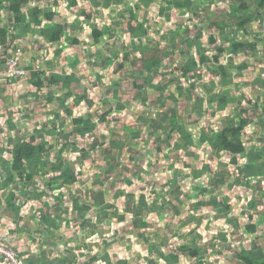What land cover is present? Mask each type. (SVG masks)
Instances as JSON below:
<instances>
[{"label":"rangeland","instance_id":"1","mask_svg":"<svg viewBox=\"0 0 264 264\" xmlns=\"http://www.w3.org/2000/svg\"><path fill=\"white\" fill-rule=\"evenodd\" d=\"M79 2H84L88 3L90 6H95L94 0H78ZM101 4L95 8H91V10L94 12L93 13V19H92V24H95L102 30L103 35L100 40H92L84 36L82 33L79 35L80 37H84V39H81V44L79 46H70L67 51H66V58L64 61V58L61 57L62 60H60V63H53L54 65L49 64L46 67H43V62L42 58L38 57L37 62H40V67H35L37 69H41L42 74H47L55 71V72H77L79 76L85 77L88 81L86 84L82 87L77 86V96H82V99L76 98L75 100L70 99L71 101H76L77 104L74 105H69L73 111L75 112V115H80V114H85L88 111L89 107L93 110L90 112L91 114H94L96 109H100L101 106L103 105V100L104 99H109L110 103L112 106H115V97H114V91L117 89L118 93L116 94V98L121 101L120 105H122L121 111L117 110L118 112L115 111L114 114L111 115L113 120H116L115 122L111 121L112 123L115 124V136L119 133H123L125 131L131 132L132 137L138 138L136 141H133V148L131 147H126L122 148V150L119 153V150L117 151L116 149V160L109 165L107 162L105 163L104 158L99 157L100 152L99 149L96 147L95 149H92V142L98 141L103 146H107V139L109 138V132L111 126L109 124H103L100 126V128L104 132V137L99 138L97 132H93L90 134H85V135H75V134H68V131L71 132V128H68L66 130L67 133H62L61 128L57 129L58 131H55L53 128L54 124H58L57 121L53 120V113H56L57 108L54 105L51 104H45L42 105V102L40 100H35V101H30L31 97H29L27 94V91H23L20 94L21 100L24 101V103L28 104V107H33V105L39 107L41 109L44 108L43 112H46L50 114V124H44L42 123L41 126L46 125V130L49 131L50 135H60V139L62 137H69L70 141L75 142L77 145L76 147L81 149V151L78 152H70V149L68 152H65V159L68 161L71 159L70 157H73L75 154L78 156V169H80L79 174L81 172L84 173L83 178L85 179L83 182L78 183L75 187L76 188H81L83 191L85 190V194L89 199V206L90 208L92 207H97L98 210H100L103 207L104 201H109L112 203V200L107 197L106 199V188L109 186L115 185L116 182L120 183L121 178H119L118 175L116 174H111V175H106L105 173L102 172L107 167H111L113 170L120 169L121 167H126L129 171L132 173L138 172L140 176L139 181V188L141 190L146 191V195L148 196V199L151 201V199L154 197L153 196V188L156 190H159L160 193H163L162 187H164V183L168 182L170 183L171 186H173V181H172V174H176L175 171L169 170L166 168L167 163H173L176 164V168H179V171H182L183 169H189L188 166L189 164H193V160L197 161L198 159L204 158V161L206 162L207 159H211V154L204 153L203 155H200L198 159H195L194 155H189V156H184V151H187L188 146H190L191 150L194 152L197 144L192 142L190 138L188 137L189 135L187 134V131L184 129H181L179 134L176 135L175 133L172 135L173 140L175 141L176 139L178 140L177 142H173V144L170 146V143L167 142L166 146L165 144H161L158 135L164 132V127H163V122H159V115L157 114L156 120H154L155 114L160 112V111H165L168 112L167 114L169 116H174V110L172 109V100H170V92L173 91L174 88L171 86H175L176 83L173 82H185V84H188V81L186 78H183L181 75V71L177 69H173L172 65L174 63L182 64L184 63V55L189 52V50L184 51L181 45H178L173 48V52L170 54H167L166 49L159 48V51H157L156 55L159 54L161 57V63L162 66L159 68V71L163 72L165 76L163 81H167L169 85H166L167 88L164 90L163 95L167 96V99L165 102L163 100L160 101V103L164 104V107H158V102L155 103L154 100V91L153 90H148L149 93L145 97V93L142 92L139 95V100L136 102L135 99H132L131 96L135 95L136 93V88L134 87V79L136 76H139L142 78L146 73L143 70H140V68H136L137 66L141 65V58L139 56V53L137 55L133 54L131 55L128 60H125L126 66L124 69H122L119 73L114 72V68L121 63L124 60L125 55H127L125 52V48L129 45V41L132 39L135 40L137 43H146V45L149 47V50L144 53L145 57L150 56L151 50L157 46L156 42L159 40V37L161 34H164L166 31L169 34L170 32L178 34V38H184L183 36H188L189 37V47L192 50L193 53V40H198L204 41L208 40V34L209 32L215 33V37L220 39H230L233 36L236 38L240 39L242 42L243 40H246L245 42H249L246 44L242 51L236 55H224L223 53H219L215 46L217 44H207L205 43V50L209 51L210 56L217 55L218 56V64H222L225 72H228L230 74L234 73V70H236L237 64L241 63L242 61L248 62V67H247V75H249V78L246 77V84L243 86H238V87H233V84L231 83L230 85L226 84V86L223 88V93L222 89L218 92L216 96L219 98L223 97V94L226 92H230L228 95L229 100H231V97L235 95V99L232 100L231 104H229L225 110V115L224 116H218L214 114H211L210 110H207V112H204L202 115L197 116L199 118L198 123L201 125H204V129H208L213 131V136H216L219 129L222 128L223 126H230L235 123V115H233L237 111V107L239 108H246L248 105V100L253 99V93L251 92V87L257 89V96L254 98L257 99V105L258 109L255 110V120L258 122V131L261 132V134H264V124L262 125L260 123V119H264V87L260 85V81L257 83L253 82V72L259 76L258 79L264 80V77H260L261 75V67H259L263 61H261L260 58V52L258 50L261 48L262 44L264 43V22L263 25H257V23H252V29L248 30L247 33H243L242 35L239 34L238 32L236 33L235 30L236 25H235V20L230 19L227 15L228 9H225L226 6L224 3L227 2V0H208L209 8L205 9L202 4H197V11L192 12L184 7L181 6V8L178 10L176 8L172 9L171 3H163L161 5L162 1L156 0L150 8L147 9H140L136 13L138 15V20L143 22L144 20L147 21L144 24L147 25V35H145L144 31H136L132 29L130 26L131 24L133 25L134 22H132L129 18V16H126V12H124V16L126 17H119L120 15V8L123 7V4H112L110 6H103V0H99ZM127 2H130V0H126ZM243 1V0H241ZM36 2L42 3L43 9H50V10H55V21L56 22H64L66 23L67 27V34L71 35H76L78 36L79 32H77V28H73L77 23L79 19V13L76 14L77 6H68V0H27V7H33L35 6L34 4ZM29 5V6H28ZM171 8V10H166ZM159 8L161 11L159 12ZM90 9H86V13H88ZM193 13L196 18H193L192 15L188 16V13ZM8 11L5 9L3 12V15L1 14V23L3 22L5 25L10 27L12 23L10 22V18H8ZM207 16V20L203 22L204 17ZM3 17V19H2ZM264 17V15H263ZM152 19V20H151ZM151 20V21H150ZM119 21L121 24H116V22ZM211 21L214 23L219 22L218 24H221L223 27H216L213 25L215 29L209 30V26L211 25ZM87 22V21H86ZM254 24V25H253ZM80 24H78L79 26ZM129 25V29H127ZM86 28H88V24H84ZM253 26L254 30L259 36V43L258 47H256V51H253V41L256 39L253 38ZM12 27V26H11ZM10 27V28H11ZM15 29L18 30V26H15ZM110 29L114 31L113 35H111ZM198 31H200V35L198 34ZM120 36V37H119ZM249 39V41H248ZM163 43H166L164 40L162 41ZM169 45L168 43H166ZM25 46V45H24ZM24 46L21 45L20 41L17 43V45H13L12 47H20V52H18V49L16 48L15 50L13 49L12 52L19 54V57L17 55H12V53L9 51L8 57L5 54V67L9 61L10 58H17L19 61V65H25V64H30L29 60H27L25 55H28L27 52L25 53L26 50H24ZM9 48V47H8ZM7 48V49H8ZM253 53L255 54L253 57ZM167 54V55H166ZM190 54V53H189ZM49 55V54H48ZM47 54L45 55L44 58H47ZM72 56H75V59L78 57V63L75 64L72 67H69L67 64L70 62ZM77 56V57H76ZM37 57V56H36ZM55 59V58H54ZM50 60V59H48ZM36 61V59H35ZM45 61V60H43ZM50 62V61H49ZM53 62V61H51ZM137 65V66H136ZM264 66V65H263ZM35 68H32L29 70V74L31 75L33 70ZM43 68V69H42ZM72 68L73 71H71ZM135 68V72L133 69ZM127 69H129L127 71ZM210 70V63L207 62L204 64L198 71H193V73L190 74V82H193L195 80L196 84L200 83V85H206V88L209 90L213 89L211 91L216 92L220 86V82H218V77H214L209 71L206 72V70ZM201 76H200V75ZM96 75H100V82L99 80H96ZM255 77V76H254ZM6 78V77H5ZM24 78V77H22ZM116 78L117 83L114 82V79ZM240 77H237L235 81H242V79H238ZM4 79V78H3ZM160 79V75L157 76L155 75L153 82H157ZM238 79V80H237ZM215 81V82H214ZM217 82V83H216ZM264 82V81H261ZM258 86L261 88L259 89ZM187 87V86H184ZM172 88V89H171ZM50 90L52 89H58L57 87H53V85L49 88ZM231 89V90H230ZM48 90V89H47ZM45 92V90H44ZM19 94V93H18ZM196 97V96H195ZM258 97V98H257ZM145 101V102H144ZM108 102V100H107ZM186 102V99L182 101V103ZM143 103V104H142ZM246 104V105H245ZM91 105V106H90ZM209 108L214 109L215 108V103L209 104ZM30 109V110H31ZM24 110V109H23ZM29 112V111H28ZM192 117L196 119V115L194 112L191 113ZM63 116V114H62ZM172 116V117H173ZM184 116L181 118H174L173 121L178 122V121H183ZM64 117V116H63ZM21 119V117H20ZM19 119V120H20ZM187 120V116H185V120ZM22 121V122H21ZM183 121V122H184ZM33 120L31 119H25L22 118V120L17 121V124L19 127L22 129V131H19L18 134L19 136L22 134H29L30 131L35 132V129L38 130V128L35 127V125L32 124ZM264 123L263 121H261ZM144 123L143 127H140L141 124ZM123 126H126V128H123ZM129 126V127H128ZM130 126L136 127V129H131ZM52 127V128H51ZM194 129H197V125L193 126ZM148 128V129H147ZM162 129V130H161ZM247 131H250V128L248 125H246ZM256 129V128H255ZM189 130H191V126L189 127ZM62 133V134H61ZM121 133V134H122ZM140 133V137L139 136ZM124 134V133H123ZM157 134V136H155ZM48 135L47 137L49 143L54 144L53 139L54 137L51 138V136ZM99 135L103 136L102 131H99ZM24 136V135H22ZM187 137V138H186ZM105 138V140L103 139ZM176 138V139H175ZM245 138V137H244ZM171 139V138H170ZM188 139L190 141H188ZM143 140H146L145 144L143 145L142 142ZM171 142V140H169ZM36 142H39V139L36 140ZM61 142V140H60ZM172 143V142H171ZM205 144V141L203 142ZM150 146V148H156L157 151V158L152 159V161L147 165L149 174L152 176H149L145 174L144 171H138L139 169H142L144 166L139 161V163H136V158L134 159V156L126 151H131L134 152V150L143 149ZM178 148L176 154L175 149ZM149 149V148H148ZM179 149L181 150L179 153ZM126 150V151H125ZM174 152V153H173ZM96 153L97 155L93 154ZM201 153V152H200ZM253 151L251 152L250 156H247L246 158L244 156L238 157V158H233L232 160L228 161V171L227 172H222L221 175L218 176H212V175H205L202 173V175L198 177L191 178L193 181H187L185 180L184 183H186V186L189 189L195 190L196 185L202 184L204 181L209 182L211 180L219 179L221 178L222 181L218 182L215 187L210 191L212 195L210 197L206 196V201H209L210 205L206 206L205 208H201V202L199 201V198H193L188 200L187 203L189 208L187 209L190 213L193 214L190 217H187L186 219L185 216L188 214V211H184L183 209H176L177 214L182 213L181 217H177L175 219H172V221H167L165 220L166 216H161L159 219L162 218L160 221L157 216H152L154 220L150 222L149 225H146V227L143 226V228L138 224H133L131 222V219H134L133 217L125 218V215L127 212L131 211V208H128L125 206V203L118 199L115 203V206L117 210H114L111 208V211L113 212L114 216L116 214H121L120 216L122 219L119 220V226L120 224H124V229L126 230L125 232H119L118 235L113 236V241L115 246H118L115 248V252H122V262H118L117 264H129L127 260H129L132 255H135V259L132 261V264H160V261L154 262V258L148 259V257L144 258V255L142 254L146 248H147V243H144L143 240H145V237L149 242L152 243H158L160 240L162 242H166V244L163 245L165 250H169L171 246L170 245H180L181 243H187L188 246H195L199 249V252L204 255L202 256L204 261L207 264H213L216 262H220V264H235V256L234 254L229 251L228 247L231 249V247H234L236 249L239 248V244L242 242L244 245L248 244L249 239H252L253 236L249 235L246 237L247 234L245 232H242V225L243 221L245 220L246 217V212L247 209H244V202L248 198H252L255 195L256 188H249L247 190L242 189L240 186L234 184L232 181H237V179L242 176L243 174V169L245 166H248L247 164H253V157H252ZM130 155V158L128 157ZM47 155H45L46 157ZM107 157H110L109 155H106ZM51 158H54V154L51 155ZM180 160L178 161V159ZM207 158V159H206ZM224 159H221V161L225 162V154ZM107 159V158H106ZM181 159L183 160L182 162ZM193 159V160H192ZM206 159V160H205ZM187 163H185V161ZM262 161V160H261ZM204 162V163H205ZM82 165H81V164ZM184 164L181 166V164ZM209 168L213 169L215 168L216 161L213 158V160H210L209 162ZM86 165V167H85ZM122 165V166H121ZM185 166V168H184ZM206 164L203 169L206 168ZM90 167V168H88ZM200 168V166H199ZM48 169V168H46ZM230 169V170H229ZM51 171V168H49ZM88 170V171H87ZM205 170V169H204ZM96 171H99L98 176L101 178V182L103 184L102 188H99V185H93L95 183L91 184V181L95 178L96 176ZM178 171V172H179ZM258 173L263 172V168L259 167L256 170ZM48 172V171H47ZM52 172V171H51ZM107 172V171H106ZM184 172V171H183ZM204 172V171H202ZM214 172V171H213ZM196 171L194 172V174ZM50 174V173H49ZM49 174H44L46 178H52V173L51 176ZM189 177L191 176V173L188 174ZM181 176V177H180ZM186 177V174H182L179 172L178 178L180 180L184 179ZM143 178V179H142ZM187 181V182H186ZM262 181V180H261ZM124 185V184H123ZM38 186H41L38 184ZM117 186V185H116ZM185 185L183 184L184 188ZM95 189H98L99 194L98 196H92L93 192ZM258 189L261 191L260 196L264 198V181L259 183ZM64 192V191H63ZM190 190H188L189 194ZM258 193V191H256ZM198 192H196L197 194ZM65 195H67L64 192ZM194 194V193H193ZM220 197H222L225 201L226 204H229L231 206V210L229 213L223 214V211L225 210V207L222 205L220 202ZM65 199V197H64ZM75 199V198H73ZM264 203V199L263 202ZM258 204L259 207L262 206L261 204ZM190 207L192 209H190ZM119 209V211H118ZM71 210V207H70ZM70 210L67 211V214H69ZM196 210V211H195ZM202 210V211H201ZM152 210H150L148 213H150ZM189 213V214H190ZM111 214V213H110ZM128 215V214H127ZM233 216H236L238 218L239 224L235 223L236 220L232 219ZM138 218L142 219L140 216ZM256 218V216H254ZM135 220V219H134ZM201 220V222H200ZM212 220V221H211ZM67 222V221H66ZM63 224L64 226H66ZM160 222V224L158 223ZM171 222L176 223V227H174ZM199 225H197V223ZM211 222V223H210ZM158 223V224H157ZM208 228H204L205 225L209 224ZM245 224V223H244ZM260 224V222H259ZM98 225V224H97ZM189 227V230L193 228H198L193 234H187L185 230L187 229V226ZM241 225V227L237 230H234V227H238ZM98 227V226H97ZM149 229H146L148 228ZM69 228V226L67 227ZM79 230V228H77ZM237 231V232H236ZM97 232V231H96ZM138 234L137 239H132L130 238V235L132 234ZM36 235H40V231H35L34 232ZM191 233V231H190ZM110 234V233H109ZM109 234H106L105 236H109ZM125 234V235H122ZM37 235V236H38ZM156 237H155V236ZM222 235H225V239L222 237ZM59 236H61V240L58 243L59 245L57 246L58 249L61 251V248L65 247L73 250L74 243L72 241L67 242L68 239L72 240L74 237H69V236H64L63 231H59ZM143 236V237H142ZM36 237V236H34ZM33 237V238H34ZM129 237V238H128ZM30 238H32V234L30 235ZM60 238V237H59ZM108 238V237H107ZM150 238V239H149ZM257 238L254 243L260 244L264 247V229L261 228L258 233L256 234ZM59 240V239H58ZM66 240L64 243L63 241ZM47 242V247L48 251L51 252L52 246L48 245ZM82 246L85 248L86 252H89L90 249V244L91 241H85V237H83L81 241ZM111 245V242L108 244V246ZM130 246H134L133 251L128 252ZM91 250V249H90ZM144 250V251H143ZM62 252V251H61ZM93 252V251H91ZM23 254V253H22ZM54 257L51 255V258ZM57 260V256L54 257ZM148 259V260H147ZM183 257H180L181 262L183 261ZM161 260V259H159ZM37 261H40V259ZM36 261L37 264H39ZM83 261V260H82ZM153 261V262H152ZM162 261V260H161ZM195 260L194 258H190L189 255L185 257V264H194ZM162 264L164 262L162 261Z\"/></svg>","mask_w":264,"mask_h":264},{"label":"crops","instance_id":"2","mask_svg":"<svg viewBox=\"0 0 264 264\" xmlns=\"http://www.w3.org/2000/svg\"><path fill=\"white\" fill-rule=\"evenodd\" d=\"M169 1H171V0H169ZM227 2H229V0H227ZM125 4L127 5L128 2H126ZM200 4H202L205 9L209 8L208 3L207 4L206 3H200ZM67 5L69 6V4H67ZM26 6H27V3H26ZM76 6H77L76 14L79 13L78 17L80 19V20H78V22L84 23V22H86V18H89L87 21L88 25H89L88 27L90 28L92 26H95V24H92V22H91L93 19V13H94L91 10L92 6H88L86 3H82V2H80ZM76 6H74V7H76ZM88 8L90 9L88 17L80 15V12L82 10L88 9ZM197 11H199V10H195L192 12L196 13ZM192 12L189 14H193ZM241 14L242 13L239 11L238 16H240ZM263 15H264V8L262 10V16L261 17H263ZM192 17L193 18H191V19L196 18L194 15H192ZM206 20H207V16L204 17L203 22H205ZM263 22H264V17L262 20H260V18H259L257 20H253V21L249 22V26L247 27L246 31L238 29L237 24L235 22V25L237 28L235 30V32L236 33L238 32L241 35H242V32L245 34L248 32V30L252 29L251 28L252 23H257V25L262 26ZM50 24H51L50 22H44L43 21L42 25L40 24L39 26H37L35 28L39 29V28L47 26V25L49 26ZM211 25L208 27L209 30L212 29ZM67 27H66V30H67ZM77 27L79 28L80 26H78V24H77L73 28L75 29ZM219 27H223V26L218 25V28ZM83 29H84L83 31H81V30H78V31L79 32L81 31V33L85 32L84 24H83ZM17 31H19V30H16L15 27L12 26L10 34L12 35V33H16ZM200 33L201 32L198 31L199 35H200ZM65 34H67V31L65 32ZM209 34L211 35V32H209ZM209 34H208L207 39H209ZM64 35L58 41L54 42L53 44H50V43H48V41L44 37H42V34L39 35V34H37V32L36 33H34V32L30 33V32H25V31L21 32L19 34V38L17 41L18 42L20 41L22 46L25 45L24 50H26L25 53L27 52V54H28L25 56H26L27 60H29L30 64L29 65L23 64V65H20V67L28 69V70H31L32 68H35V67H40V62H37L38 57H41L43 60H45V61L42 60L43 67H46L48 64H49L48 67H50V65H54L53 63H58V62L60 63V60H62L61 57L62 58L65 57L64 61L67 62L65 60L66 58H68L66 56V51L68 49H70L69 48L70 46H75V45L70 44L64 38ZM174 35H176L178 37V34L173 33V32H170L168 34L166 31L164 34L160 35L158 41H160L162 44L165 45L164 46L165 49H166V47L169 48V45H167L166 43L170 44L173 40L172 37H174ZM212 36L214 37V39L216 41L213 44L222 45L223 48L226 51H228V52H219V53H223L224 55L229 54V55L236 56L242 51L243 47L249 43V42L248 43L245 42L246 40H244V42H242L240 39L236 38L235 36H233L230 39H222V38L218 39L214 35H212ZM253 38L256 39L255 41H253V51H256V47H258L257 43H259L260 39H259V36L256 33V31L254 30V26H253ZM81 39H84V37L83 38L81 37ZM163 40L166 43H163L162 42ZM206 41L208 42V40H206ZM248 41H249V39H248ZM91 42H92V40H91ZM40 43L45 44L47 47H41ZM236 43H242L243 45L239 49H237V51L234 53L232 50H234ZM178 45H181V44H177L176 46H178ZM12 46H10L7 49L6 47L4 48V47H2V45H0V73H2L5 70V61L4 60L6 59L5 58L6 52H7L6 55L8 57H10V55H8L9 51L12 53V55H17V57H19V54L13 53L12 50L13 49L15 50L16 48L19 49L20 47H12ZM77 46L80 47L79 44ZM176 46H174V47H176ZM174 47L171 46L170 49L167 48L166 49L167 54L172 53ZM192 48H193V46H192ZM161 49H163V47ZM187 50H189V52L184 55L185 60L187 59V56L189 53H191L190 55H192L194 53V52L192 53V50L190 47ZM258 52H260V58H261V61H263L262 64L259 66V67L262 66L261 67L262 71H261L260 77H264V66H263L264 65V43L262 44V46L258 50ZM46 54L47 55L49 54V55L47 56V58H44ZM254 55L255 54L253 53V57H254ZM72 57L73 58H71L70 62H68V64H67L69 67H72L78 63V57L76 56L77 59H75V56H72ZM35 59H36V61H35ZM48 59H50V60H48ZM51 61H53V62H51ZM160 62H161V60H160ZM242 63L245 64V67L242 71V74L236 75L235 74L236 70H234V73L232 75V76H234L233 81L230 83H227V85L228 84L230 85L232 83L233 87H238V86H243L246 84V81H247L246 77L249 78V75H247V73H248L247 72L248 62L242 61L239 64H242ZM239 64H237V66ZM161 66H162V63H161ZM237 66H236V68H237ZM172 67H173V65H172ZM69 69H71V71H73L72 68H69ZM195 71H198V69H196ZM53 73H57L61 76L60 83L53 84V87H57L58 89L50 90L49 88H43L41 93L39 94L40 96L37 97V99L35 98L36 97V92H35L36 88L33 86V83L30 79L31 75L26 76L24 78H19L18 76H8V77H6L0 81V241L7 243L10 246H12L13 248L17 249L21 253V256L23 257V259L26 262H29L30 264H37L36 263L37 259L38 260L40 259V261H37L39 264H70L69 260H66L64 258H65V255L67 254L66 250H71V249L65 247V245H64V248L63 247L61 248V251H62L61 252L57 247L59 245L58 243L61 240V236H59V231L61 230V231H63L64 236L74 237V239L72 238V240H70V239L67 240V242L72 241L74 243L73 250H71L70 255L68 256V259L73 257L72 258V264H117L120 261L122 262V260L120 258H122L123 256L121 254L122 252L119 253V252L114 251L115 248H117L118 246H115V244H113L114 241L112 238L114 235H118L119 232H125L126 230L124 229V227H125L124 224H120V226H119V223H118L119 220L122 219V217L120 215L123 213H121L119 215L116 214L114 216L113 212L111 211V208H113L114 210H117L115 203L118 199L122 200L125 203L126 207H128V208L132 207V206H130L129 202H131L130 200H132L134 197L133 198L132 197L126 198V196H125L126 192H134V194L136 196H138L140 193L146 194L145 190H141L138 187L139 186L138 179L139 180L141 179L138 172H136V173H132L131 171L128 172V170L126 169V168H128L127 165H126V167H123L121 165L122 166L121 170L120 169L113 170L111 168L113 166L107 167L104 170H102V172L105 173L106 175L116 174L122 180L120 183L116 182L115 185L109 186L106 188V194H105L106 199L108 197L109 199L112 200V203H110L109 201L106 200V201H104L103 207L100 210H98L97 207L90 208V206H89L90 202H89L88 197L85 194V190L83 191L81 188L75 187L78 183H81L85 180L83 178L84 173L81 172L79 174L80 169H78V166H76V164H78V162H79L78 156H76V154L73 156L72 160H74L75 171H76V174L78 175V178H80L81 176L82 177L80 178L78 183H76L72 187H70V192L71 191L77 192V196H75L77 198L73 197L75 199H73V198L67 199V195H65L64 192L66 194H68L69 191L67 192L65 187H62L61 189H58L56 191H52V194L50 193V195H48L49 192L45 186V182L49 181V180H53L54 175L56 174L52 170H51L52 172L49 170V168H52L54 166V163H50V164L48 163L46 166L42 165L39 168L30 169V170H26V171H22V170L18 171L17 169L13 168V165H15V159H14L15 158V148L18 144L28 143V144L38 146V148L40 149L39 152L41 155V160H44V158H46L47 156L53 155L55 152H57V150L61 146V145H58L55 148L50 147L51 143H49V141L47 139V137H49L48 135H50V134L46 130V125L45 126H41V125H42V123L50 124L49 119H50L51 115L46 113V112H43L44 108H42V107H41V109L35 105H33L32 109H31V107H28V104L24 103V101L21 100V98H20V94L23 91H27V90L29 91V92L27 91L28 92L27 95L29 97H31L30 101H32V102L35 100H40L42 102V105H45V104L46 105L47 104L54 105L57 108V110H56V113H53L52 119L55 121H57V118H55L56 114L59 115L58 119H61V120L65 119L66 123H69L71 121V118L69 117L68 113L65 112V109H64L65 107L72 110L73 114L75 113L69 105L75 106L77 104V102L71 101L70 99L73 98L72 100H75L78 97L72 96V97L68 98L66 96V91H64V88H63V82H61L62 80L66 79V76L69 73L65 72V71H63V72L52 71V72L48 73L47 76L49 77L51 74L53 75ZM75 73L77 74V72H75ZM245 73L247 75L246 77H245ZM161 74H163V72H161V71L159 72V74H157V76L160 75V79L157 82H155L156 84L157 83L161 84V85H159L158 89H160L165 84L168 85V87L170 85L167 83V81L162 80L165 78L166 75L163 74V76H161ZM77 76H79V74H77ZM79 77H81V76H79ZM214 77H218V82L221 83V76L219 74L214 75ZM237 77H240L238 79H242V81H235V79ZM257 77L259 78V76H257L253 72V78H254L253 82L257 83L258 81H260L259 84L264 87V82H261L264 80L258 79ZM84 80H86L85 77H81V83ZM188 82H190V79L188 80ZM173 83H176V85L180 84L182 86H187V87H183V89L185 90V92H184L185 94H182V95H178L177 89L175 88V86H171L174 89L172 92H170L169 96H170V100H172L171 107L174 110V116L173 115H172L173 117L169 116L167 114L168 112H165L163 110V111H160V112L155 114L154 120H156V117L158 114L159 115L158 121L162 123L161 112H165L167 114L169 120L172 123H178L180 125H185L187 134L191 131V130L189 131L190 126L193 127L194 125H197V129L195 130V132L197 133V135L195 136L196 140H194L193 137H191L190 133H189L190 135L188 134L191 137L190 140L192 142H194L195 144H197V147H196L195 151L193 152L191 150L190 146H188L187 151H184V156L194 155L195 156L194 158L198 159L200 157V155L204 156V153L206 152L208 154H211V156L217 157L216 161L217 160L221 161V159H224L222 157H224L225 153L223 151L218 152V151L214 150V144H215L214 141L217 139L220 131L225 126H223L222 128L219 129L216 136H213L212 129L211 130L204 129V125L203 124L200 125L198 123L199 118L197 116H200V114L202 115L204 112H207V110H210L211 114H214V116L215 115L224 116L227 106L229 104H231L232 100H234L236 96L233 95L231 97V100H229L228 95L230 94V92H226L223 94V97L219 98L218 96H216L214 91H211L214 88L213 89L209 88V90H208L206 88V85H203V83H202V85H200V83L196 84L195 80L193 82H191V84H185V82H180V80H179V82H173ZM73 86H74V83L71 84V86H70L71 89L73 88ZM225 86H226V84L223 85V87H222V93H223V88ZM218 88L219 89L216 91L217 94L221 90L220 86ZM251 88H252L251 92L253 93V99L248 100V103L250 105H248L246 108H242V107L239 108L238 106H236L238 112H235L233 114V115H235V118L233 119V120H235V123L233 125L236 126L239 123L240 119L242 118V113L245 117L248 118V120L246 121V123L244 124V126L240 132V140L242 141V143L245 147V151H244V153L239 154L236 158L240 157V155L244 156L246 158L247 156H250L251 152L253 151V154H252V156H253V169L257 170L261 166L259 164L257 167H255L258 164V162L256 161V160H258L257 159L258 156L256 153H258V151L262 150L261 148H264V134H261V132L257 130L258 129L257 127L259 125H258V122L255 120V116L257 114H255V112H254L255 110L258 109V105L256 102L257 99L254 98L255 96H257V89L254 88V90H253V87H251ZM258 88L260 89L261 87L258 86ZM44 90H45V92H44ZM153 91L155 92L154 89H153ZM263 94L264 93H262V95ZM154 95H155L154 100H155V103L158 102L157 103L158 107H164V104H162V106H160L159 104H160L161 100H163V102H165L167 99V96L158 95V93L156 94V92L154 93ZM195 96H197L203 100V102L201 103L202 105L195 103V98H196ZM214 97H216V98H214ZM186 98H192V99H191V102L187 101L189 103L187 105H184V103H182V101L185 100ZM219 101H220V103H219ZM222 101H223V104H222ZM217 102H218V104H217ZM211 103H215L214 109L209 108V104H211ZM253 106H256V108H254V111H253ZM244 111H246V113H244ZM192 112L195 113V115L197 117L196 119H194L192 117V114H191ZM62 114L64 117L62 116ZM183 115L187 116L186 121H184L185 116H184V120H183L184 122L183 121H178V122L173 121L174 118H181V117H183ZM74 116H77V115L74 114ZM20 117H21V119H20ZM22 118L33 120L32 124L35 125V127L38 128V130L35 129V132L30 131V133L27 135L25 133V134H22L24 136H22V135L19 136L18 132L22 131V129L17 124V121L22 120ZM261 121L264 122V119H260V123L263 125L264 123H262ZM143 125H144V123H142V127H143ZM246 125L249 126L250 131H247ZM163 127L165 128L164 129V132H165L168 126L163 123ZM123 128H126V126H123ZM121 133L117 134L116 136H115V134H112V138L117 137L118 138L117 140L119 142H121V140L124 141L125 143H124V146L122 148H126V147L130 146L132 149L133 148L132 142L136 141L138 138L132 137L131 132L128 135L125 134V132H123L124 135H123V133L122 134ZM163 133L158 135L160 142L164 138ZM172 135H170V136L166 135L164 141H162L163 143H161V144H165L166 140L168 143H170V146L173 144V142H177L178 140L176 138H175L176 139L175 141H172L173 140ZM176 135H178V134H176ZM139 136H140V133H139ZM155 136H157V134ZM52 137H53V135L51 136V138ZM102 137H104V136H101L99 138H102ZM140 137H142V136H140ZM38 139H39V142H36V140H38ZM169 140H171L172 143ZM204 141H205V144L203 143ZM53 142H54V139H53ZM145 142H146V140H143L142 144L144 145ZM165 146H166V144H165ZM122 148L119 149V153L122 150ZM148 148H149V153L151 155V160H150V162H151L152 159L157 158L156 148H155V152L152 151L150 146L143 148V149L137 148V150H134V152H131L132 150L131 151L125 150V151L128 152L129 154L131 153L134 156V159L136 158V163H139V161H141L139 156H141L142 153L145 150H147ZM175 150H176V151H174L175 155H177L176 152H177L178 148H176ZM180 151L181 150L179 149V153H180ZM115 153H116V149L114 150V154ZM64 154H65V151L63 152V158H64V161H66ZM45 155H47V156L45 157ZM128 157L130 158V155H128ZM50 158H51V156H50ZM106 158L108 159V157L105 155L104 160H106ZM75 160H77V161H75ZM179 160H180V158L178 159V161ZM182 161L183 160L181 159L180 162H182ZM184 161H185V163H187L186 160H184ZM150 162L147 161V164H149ZM204 162H205L204 158H203V160L202 159H198L197 161L193 160V162H192L193 164L186 165V166H188L189 169H186L184 166L185 169H183L182 171H179V168H176L177 165L174 164L175 163L174 161L172 163L173 168L168 167L169 164H171L170 162L167 163L166 168H168L169 170H172V172L174 170L176 173V175L174 173L172 174L173 186H171L170 183L166 184L167 182H165L164 185L165 186L169 185V187H167V186L162 187V190H163L162 194L160 193L159 190H156L153 188L152 192H153L154 197L151 199V201L148 199V202H149L150 206L151 205L152 206L155 205V206L153 208L151 207L152 211L150 213H148V212L151 209L145 210L142 216H140V215L134 216L132 208H131V211L127 212L128 215L127 214L125 215V218L133 217L137 221H135L134 219H131V222L133 224H137V225L139 224L143 228L141 220L147 219L149 221L148 222V225H149L150 222H152V220H154L152 218V216L158 215V219L161 216L162 217L166 216L165 220H167V221H172V219H175L177 217H181L182 213L177 214L176 209L178 208V209H183L184 211H188L187 209L189 208L188 203L186 202L187 198L185 197L184 193H188V190H190V189L186 186V183H184V182H185V180H187L188 182L193 181L191 179L192 177L191 176L189 177L188 174L191 173L193 168L196 169L197 167L199 168V166L201 168V166L203 167V165L207 164V161L205 163ZM227 163H228V161H227ZM26 164H27V162L25 160H22L20 162V167L25 168ZM183 165L184 164L182 163L181 166H183ZM247 165L248 166H245V168L250 167L249 164H247ZM143 166L144 167L142 169H139L138 171H144L145 172L148 170V168L145 169L144 164H143ZM67 167H68V165L64 162L63 169L67 168ZM85 167H86V165H85ZM46 168H48V169H46ZM88 168H90V167H88ZM113 168H115V167H113ZM178 171L182 174H186V177H184V179L180 180L178 178V176H179ZM51 173L53 174L52 178H50V177L46 178L44 175V174H46V175L49 174L51 176ZM96 173L97 174H96L95 178L96 177L100 178L98 176L99 171H96ZM145 174H146V172H145ZM29 175L32 176L33 182L28 181L27 177ZM95 178L91 181V184L94 183ZM100 180H101V178H100ZM218 180L220 182L222 181L221 178H219ZM219 181L211 180L208 183L204 181L202 184H200V185L198 184V185L193 186V187L196 188L198 186H201V187L202 186H212V189H213V187H215ZM255 181H257V179L253 180V184L255 183ZM262 181H264V180H262ZM262 181H260V182H262ZM232 182L234 184H236V181H232ZM260 182H256L255 185L253 186V188H256L257 191H260L258 189ZM38 184H40L41 186H38ZM183 184L185 185L184 188H182ZM93 185H99V188L103 187L102 182H99V183L96 182ZM179 185H180V192L177 193L176 190L178 188L177 186H179ZM117 189L120 190L119 194H122V196L119 198H116L113 196L114 195L113 190H117ZM98 191H99L98 189H95V191H92L93 192L92 196H94V193H96V196H98V194H99ZM210 191H209V193H206L207 195L203 196V194L201 193L200 196H198L199 201H200V199L202 201V196H203L202 202H205V204L204 203L201 204V208H202V206H203V208H205L206 206L210 205L209 201H206V196L210 197V195H212V193H210ZM260 192H259V195H260ZM10 194L14 195L15 208L18 209L17 215L12 214L13 211H10L11 209L9 208V205L7 203L8 197ZM72 194H73V192H72ZM56 195L59 197H62V201L57 202V200L54 199V196H56ZM64 197H65V199H64ZM177 197H179L180 201L176 200ZM147 198H148V196H147ZM221 198L222 197H220V199ZM134 201H136V203H137V199ZM246 201L244 202L243 205L246 204ZM81 205H85L86 208L78 211V209L81 207ZM45 207L49 208V212H48L46 218H47V220L49 219L52 221L53 230H54L55 236H56L55 239H47V237H45L46 236V234L44 233L45 231H43L44 224H42L43 221H42V215L40 214V211H41V209H44ZM70 207H71V210H70ZM244 207H245L244 209H247L246 206H244ZM230 208H231V206H230ZM161 209H163L164 212L160 211ZM190 209H192V208L190 207ZM68 210H70L69 214H67ZM118 211H119V209H118ZM229 211H228V213H229ZM96 213H98V215H99L98 217H100V215H103V214H107V217H106V219H103L101 222H99L98 220H96V217H97ZM189 213L190 212L188 211V214L185 216L184 219H186L187 217H190L191 215L193 216L192 213H190V214ZM226 213L227 212L225 209L223 211V214H226ZM248 214H249V212H246V214H245L246 217H245V220L243 221L244 223L248 219ZM138 216H140L141 218L143 217V218L140 219V218H138ZM232 219L236 220L235 223H237V222L239 223L238 218L236 216H233ZM47 220L44 219V222H47ZM159 220L161 221L162 218ZM65 222H66V226L63 225V224H65ZM200 222H201V220H200ZM200 222H198L197 225H199ZM158 223L160 224V222H158ZM210 223L205 225L204 228H207L209 230L208 225H210ZM244 223L242 225V232H245V234H247L246 237H248L249 236L248 232H246L244 229V225H245ZM171 224L174 227H176V223L171 222ZM68 226H69V228H67ZM189 227L190 226L188 225L185 232H187V234H193V233H190ZM240 227H241V225H239L238 227H234V230H237ZM77 228H79V230ZM146 229H149V227ZM196 230H198V228H196ZM35 231H40L41 234L40 235L37 234L38 235L37 236L34 233ZM31 234H32V238H30ZM106 234H109V236H105ZM122 235H125V234H122ZM137 235L138 234H134L132 232V234L130 235V238L134 239V237H135V239H137V237H138ZM34 236H36V237H34ZM223 236H225V235H222V237ZM83 237H85V241H88V240L91 241V244H90L91 250L89 249V252H86L85 248L81 244ZM224 240H225V238H224ZM46 241H48V245L52 246L51 252L47 250L48 247L46 245L47 244ZM65 241L66 240H64L63 243ZM143 241H144V243H147V245H148L146 250L145 251L143 250L144 252L142 253L144 255V258H146V257H148V259L154 258V260H153L154 262L158 263V261H160V264H162L163 260L158 255H154L150 252L151 250H149V249L151 246V242H149L146 237H145V240H143ZM110 242H111V245L108 246V244ZM152 244H157L159 246V248L161 249V251L164 252L165 254L169 252V250H165L163 247V245L166 244V242L162 243V241L160 240V242L152 243ZM176 245L177 244H175V246ZM132 248L136 249V248H134V246H130L127 253L133 251ZM91 251H93V252H91ZM51 255L54 257L57 256V260L54 257L51 258ZM180 257H181V255H180ZM134 259H135V255H132V257L129 260H127V262L129 264H132V261ZM159 259H161L162 261ZM163 262H164V264H171V263L166 262V261H163ZM216 263H220V262H216ZM216 263H213V264H216ZM178 264H185V259H183V261L181 262V260L179 258Z\"/></svg>","mask_w":264,"mask_h":264},{"label":"trees","instance_id":"3","mask_svg":"<svg viewBox=\"0 0 264 264\" xmlns=\"http://www.w3.org/2000/svg\"><path fill=\"white\" fill-rule=\"evenodd\" d=\"M156 0H130V2H128V4L126 5L125 3L127 2L126 0H103V6H110L112 4H123V7L120 8V15H118L119 17H123L124 12H126V16L128 15L130 20L133 23V25L131 24V28L136 30V31H144L145 35H147V25H145L144 23L147 21H139L138 20V15H136V13L138 11H140V9H147L150 8L151 5L155 2ZM162 1L161 5H163V3H171L172 5V9L176 8V9H180L181 6L186 7L189 11H195L197 10V4L199 3H208V0H160ZM68 4L69 6H76L78 5L80 2L78 0H68ZM95 2V6H93L92 8H96L98 7L101 2L99 0H94ZM27 0H0V45H2V47H10L12 45H16L18 43V38H19V34L23 31L25 32H34L39 35L42 34V37H44L48 43L53 44L54 42L58 41L67 31L66 30V23L64 22H56L55 21V11L54 10H50V9H43L42 7L45 6L40 2H36L33 7H27L26 6ZM84 3V2H82ZM226 7V9H228L227 11V15L230 19H234L238 29H241L243 31L247 30V27L249 26V22L253 21V20H257L260 18V20L263 19L262 16V10L264 8V0H229V2L224 3ZM88 6H90L87 3ZM7 10L8 12V18H10V22L12 23V26H18V30L16 33H12V35L10 34L11 28L8 27L7 25H5L3 22L1 23V14L3 15L4 10ZM171 8L169 7V9L166 10H170ZM161 11V9L159 8V12ZM239 11L242 13L240 16L239 15ZM188 13V11H187ZM80 15L88 17L89 12L86 13V9L82 10L80 12ZM188 15H192L189 14ZM124 16V17H126ZM41 17V18H40ZM123 17V18H124ZM3 19V17H2ZM89 18H86V21H88ZM152 20V19H151ZM150 20V21H151ZM50 22L51 24L48 26H44L41 27L39 29L35 28L37 26H39L40 24L42 25V22ZM219 22L214 23L213 21L211 22L212 25L218 26L221 24H218ZM77 24H80L78 30L83 31V24H88V22H78ZM76 24V25H77ZM116 24H121L119 21L116 22ZM211 25L212 29H215V27H213ZM85 27V26H84ZM127 29H129V25L127 27ZM77 30V32H79ZM81 31L79 32L78 36L76 35H71V34H65L64 38L70 43V44H74L75 46H77L78 44L80 45L81 43V37L79 35H81ZM111 35H113L114 31L110 29ZM104 32H102V30L100 28H98L97 25L92 26V27H85V32H83L84 36H86L87 38L91 39V40H100L102 38ZM215 36V33H211V35L209 34V39L208 42L206 40L204 41H200L198 39L193 41V54L190 55L188 54L187 59L184 61V63L182 64H178V63H174L173 64V69H179L182 73V77L186 78L187 81L190 79V74L193 73L194 70L199 69L200 67H202L204 64H206L207 62L210 63V70H206V72H210L213 76L214 75H220L221 76V89L223 87V85L230 83L233 81V74H229L227 72H225V69L223 67L222 64H218V56L214 55V56H210L209 55V51L205 50V46L204 44H213L215 43V39L212 36ZM120 37V36H119ZM184 38H178L176 35H174V37H172V42L169 44V48L166 47V49H170L171 46L174 47L177 44H181L182 48L184 51H186L189 48V37L188 36H183ZM15 39V40H14ZM157 46L154 47L151 50V54L150 56H146L144 55V53L146 51L149 50V47L146 45V43H137L135 40H131L129 41V45L127 46V48H125V53L127 55H125L124 60L119 63L115 68H114V72L115 73H119L122 69L125 68L126 63L125 60L135 54L137 55L139 53V56L141 58V65L137 66L136 68H140V70H143L146 74L144 76L139 77L136 76L134 79V87L136 88V93L135 95H132L131 98L135 99V101L137 102L139 100V95L144 92L145 93V97L147 96V94L149 93L148 90H155L156 94L158 93V95H163V91L165 90V88L167 87L166 85L162 86L160 89H158L159 85H161L160 83H155L153 82V79L155 77V75L159 74V67L161 66V62H160V56L159 54L156 55L157 51H159V48H164V44H162L160 41H155ZM244 42V40H243ZM41 47H47L45 44L40 43ZM39 45V44H38ZM243 44L242 43H236L234 50H232L234 53L237 51V49H239ZM215 48L217 49V51L219 52H228L226 51L222 45H216ZM150 51V50H149ZM245 67V64H239L236 68V75H241L242 71ZM135 68V70H137ZM133 69V68H132ZM216 69V70H215ZM35 71L32 72L31 74V81L33 83V86L36 88V99L37 97H39L41 91L43 88H50L53 84H58L60 83V79L61 76L57 73H53V75L51 74L49 77L47 76V74H42L41 73V69H34ZM129 69H127L128 71ZM135 70L133 69V71L135 72ZM161 76H163V74H161ZM96 80H99L100 82V75H96ZM88 80H84L81 83V77L77 76V74L75 72H71L66 76L65 80H62L61 82H63V88L64 91H66V96L68 98L70 97H74L77 96V86L82 87L86 84ZM85 82V83H84ZM114 82L117 83L116 78L114 79ZM74 83L73 88L71 89V84ZM182 84V83H181ZM188 84H191V82H188ZM184 86L182 85H176L175 84V88L177 89V94L178 95H182L185 94V90L183 89ZM118 93V90L116 89L114 91V97H115V106H112V104L109 102V99H104L103 105L101 106L100 109H96V111L94 112V114H91L90 112H92L93 110L89 107V112L85 113V114H80L77 116H74L72 110L68 109V108H64L65 112L68 113L69 117L71 118V121L69 123H66L65 119L61 120L58 119L59 115H55V118H57V123L58 124H54L53 125V129L55 131H58L57 129L61 128L62 133H67L66 130H68V128H71V132L68 131V134H75V135H85V134H90L93 133L94 131L97 132L98 136L101 137L99 135V131H102L103 136L105 135L103 130L100 128V126H102L103 124H109L111 126L110 128V132H109V139L107 140V146H103L100 143L97 142H93L91 148L95 149L96 147L99 149L100 152V156L104 158L105 155H109L110 157H108V159L104 160L105 163L107 162L109 165H111L112 162H114L116 160V155L114 154V150L117 149V151L119 149H121L124 146V141L121 140V142H119L116 138H112V134H115L116 128L114 127L115 124L112 123L111 121L115 122L116 120H113L111 115L116 112H118L117 110L121 111L122 105H120L121 101L118 100L116 98V94ZM215 94L217 95V92H215ZM215 96V95H214ZM79 99H82V96H77ZM216 98V97H214ZM192 98H186V102H184V105H187L189 102H191ZM108 100V102H107ZM140 101V100H139ZM189 101V102H187ZM145 102V101H144ZM203 102L202 99H200L199 97L196 96L195 98V103L202 105L201 103ZM64 103V102H63ZM220 103V101H219ZM143 104V103H142ZM218 104V102H217ZM223 104V101H222ZM160 106H162V103L159 104ZM254 108H256V106H253V111ZM71 112V113H70ZM244 113H246V111H244ZM161 121L166 124L168 127L166 129V131L163 133L164 134V138L162 139V141H164L166 135L170 136L174 133L179 134L181 129H184L186 131V127L185 125H180L178 123H172L167 114L165 112H161ZM248 120L247 117H245L242 113V118L240 119L239 123L234 126H225L219 133V136L217 137V139L214 141V150L221 152L223 151L225 153V162L223 161H216L217 157L211 156V159H207V161L209 162L210 160H213V157L215 158L216 161V165L215 168L210 169L208 166L209 164L207 163L205 170H203L202 166L201 168H196L191 171V177L192 178H196L200 175L206 174V175H212V176H218L221 175L222 172H226L228 171V163L227 161L232 160L233 158H236L239 154L244 153L245 151V147L242 143V141L240 140V132L241 129L243 128L244 124L246 123V121ZM129 127V126H128ZM131 129H136V127L134 126H130ZM142 127V124L141 126ZM52 128V127H51ZM190 131V130H189ZM48 133H50L49 131H47ZM61 133V134H62ZM130 132L125 131V134H129ZM191 134V137H193L194 140L195 136L197 135V133L195 132L194 127L191 126V131L189 132ZM188 133V134H189ZM189 134V135H190ZM124 135V134H123ZM199 136V135H198ZM54 137V144H51L50 147L55 148L58 145H61L59 147V149L57 150V152L54 153V158H50V156H47L46 158H44V160H41V155L39 152V148L36 145H32V144H28V143H21L18 144L15 148V165H13V168L22 171H26V170H30V169H35V168H39L40 166H46L48 163H54V166L51 168V170L53 172H55L54 174V178L53 180H49L45 182V186L49 192L48 195H50V193L52 194V191H56L58 189H61L62 187H65V189L67 190V192L69 191V193L67 194V199H72L73 197L77 196V192L75 191H71L70 192V187H72L74 184L78 183L80 178H78V175L76 174L75 171V164H74V160H72L73 157H70L71 159H69L68 161H64L63 158V152H68V150L70 149V152H78L81 151V149L76 147V143L73 141L69 140V137H62L61 142H60V135H53ZM189 138H191L190 136H188ZM187 138V137H186ZM105 140V138H104ZM161 141V143H163ZM188 141H190L188 139ZM119 142V143H118ZM118 143V144H117ZM166 144H167V140H166ZM153 152H155V148H151ZM262 150L258 151L257 156H258V160H256L258 162V164L255 166L257 167L259 164L261 166V168H263V172L262 173H258L256 171V169H253V164H250V167H246L243 169V176H240L238 178V180L236 181V184L238 186H240L242 189L247 190L249 188H253V186L255 185L256 182H260L261 180H264V148H261ZM83 150V149H82ZM213 153V152H212ZM95 155H97L96 153H93ZM98 156V155H97ZM141 159V162L145 165V169L147 168V161L150 162L151 160V155L149 153V149L145 150L141 156H139ZM253 157V156H252ZM22 160H25L27 162L26 167L25 168H21L20 167V162ZM262 160V161H261ZM77 161V160H75ZM64 162L68 165L67 168L63 169V164ZM74 164V165H73ZM170 168H173V164H169ZM196 167V166H195ZM204 167V165H203ZM254 167V168H255ZM196 170V173L194 174ZM204 171V172H202ZM146 175L149 174L150 171H145ZM176 175V174H175ZM149 176H152L151 174H149ZM174 176V175H173ZM28 181H32V176L29 175L27 177ZM255 183L253 184V180H256ZM213 181H219L218 179H215ZM33 182V181H32ZM96 182H101L100 178H95L94 183ZM220 182V181H219ZM168 184V182L166 183ZM167 187H169V185H166ZM165 186V187H166ZM177 190L176 192L179 193L180 192V185L177 186ZM212 189V186H198L195 188V190L190 189L189 194L188 193H184L185 197L190 200L193 198H196L198 196H200V194L202 193L203 196L207 195L206 193H209V191ZM120 190H113V196L116 198H119L122 196V194H119ZM257 191V190H256ZM255 191V195L252 198L247 199L246 204L244 206H246L247 208V212H249L248 214V219L245 222L244 225V229L246 232H248V235H252L253 238L249 239L250 242H248V244L244 245V243H240L239 244V248L236 249L234 247H231V249L228 246L229 251H231L234 256H235V264H264V247L260 244H256L254 243L255 240L257 238L256 234L258 233V231L263 228L264 229V203H260L263 202V197H261L258 193ZM73 192V194H72ZM196 192H198L196 194ZM175 193V192H174ZM194 193V194H193ZM52 196V195H51ZM94 196H96V193H94ZM126 198L127 197H134L132 200H130V206H132V211L134 216L140 215L142 216L145 210H152V208L155 205H149L148 202V198L147 195L144 193H140L138 196H136L134 194V192H126L125 193ZM203 196H202V201H203ZM77 198V197H75ZM54 199L57 200V202L62 201V197L59 196H54ZM137 199V203L136 200ZM177 201H180L179 197L176 198ZM200 199V202L203 204H205V202H202ZM15 200H14V195L10 194L8 197V205H9V209L10 211H13V215H17L18 214V209L15 208ZM220 202L223 204V206L226 209V212L228 213V211L231 209L229 204H226L225 201L223 200V198L220 199ZM261 204L262 206L259 207L258 204ZM152 207V208H151ZM203 207V206H202ZM84 208H86L85 205H81V207L78 209V211H80L81 209L83 210ZM163 208V207H162ZM45 209V210H44ZM44 209H41L40 214L42 215V221L44 224L43 226V231H45L44 233L46 234L45 237H47V239H55V232L53 230V226H52V221L51 220H47L46 216L49 212V208L45 207ZM164 209V208H163ZM161 209L160 211L164 210ZM196 211V210H195ZM162 212V213H163ZM96 220H98L99 222H101L103 219H106L107 214H103L100 215V217H98V213ZM254 216H256V218H254ZM143 218V217H142ZM44 219L47 220V222H44ZM58 219V218H57ZM137 221V220H135ZM139 221V220H138ZM148 220H141V223L144 227H146V225H148ZM260 222V224H259ZM158 224V223H157ZM237 224H239L237 222ZM191 233H194L196 231V228H193L190 230ZM223 238H225V236H223ZM226 239V238H225ZM163 243V242H162ZM150 246V245H149ZM170 251L168 253H164L161 251V249L159 248V246L157 244H151L150 252L154 255H158L163 261L169 262L171 264H178L179 262V258L180 255L185 259V257L187 255H189L190 258H194L195 262L194 264H206V260L204 261L203 259V255H201V253L199 252V249L195 246H188L187 243H181L180 245H170ZM71 250H66V255L65 258L66 260H69V263L72 264V258L68 259V256L70 255ZM205 257V255H204ZM26 262V261H25ZM29 263V262H27ZM30 264V263H29ZM216 264H220V263H216Z\"/></svg>","mask_w":264,"mask_h":264},{"label":"built area","instance_id":"4","mask_svg":"<svg viewBox=\"0 0 264 264\" xmlns=\"http://www.w3.org/2000/svg\"><path fill=\"white\" fill-rule=\"evenodd\" d=\"M20 50L18 49V52ZM17 53V52H16ZM35 71V70H33ZM8 76H18L19 78L30 76L29 70L20 67L17 58H10L5 70L0 73V81ZM0 264H29L25 262L21 253L7 243L0 241Z\"/></svg>","mask_w":264,"mask_h":264}]
</instances>
